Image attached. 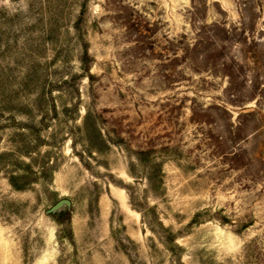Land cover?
Instances as JSON below:
<instances>
[{"label":"rangeland","instance_id":"374dc122","mask_svg":"<svg viewBox=\"0 0 264 264\" xmlns=\"http://www.w3.org/2000/svg\"><path fill=\"white\" fill-rule=\"evenodd\" d=\"M0 153V264H264V0H0Z\"/></svg>","mask_w":264,"mask_h":264},{"label":"trees","instance_id":"16d2710c","mask_svg":"<svg viewBox=\"0 0 264 264\" xmlns=\"http://www.w3.org/2000/svg\"><path fill=\"white\" fill-rule=\"evenodd\" d=\"M82 16H83V11H82V14H81V16L79 18V22L75 25V27H76V30L78 31L80 39L82 40L83 52H82L81 60L83 62L84 72L81 75H85L87 70L89 69V66L91 64L92 58H91V55H90L89 50H88V44L84 40V37H83V31H82V26H81ZM181 103L177 104V106H175V108L182 109L183 106L181 105ZM71 107L72 108H66L65 110L66 111H70L71 110L73 112V115L71 116V119H75L76 115H78V113H77L78 112V103L74 102V104H72ZM190 109H191L190 120H191V122H194L197 125H203V124L209 123V120L212 118L211 116H213L208 109L202 107V105H200L199 103H196L195 99H192V103H191ZM222 110H223V112L225 114L228 115L227 116V120L230 121L231 120L230 112L227 110L226 107L222 108ZM17 124H19V125H27L25 123H17ZM228 128H229L230 136L233 139L236 138V134L242 129V127L240 125H236L235 126L232 123L229 124ZM166 147L169 148V146H166ZM152 152H153V149L151 147L149 148V150H138V159L140 161L146 160L145 156L151 154ZM2 154H4V153H2ZM2 154L0 153V155H2ZM142 155H144V156H142ZM24 167H25V169H27V168L30 169V165H28V164H25ZM43 169H45V168H43ZM53 169H54V167H52V166L49 167V168H46V170H48V172L44 171V173H46L45 175H47L48 177H51L52 173H53ZM153 169L155 171V174L160 176L161 170H162V162H155ZM17 178H18L17 176H13L12 175V176H9L8 179H9L10 183L15 188L22 189L24 186L23 185L19 186L16 183V179ZM151 179H153V176H152ZM68 214H69L68 210H61L60 212L55 213L53 215L56 216V217H60L61 218L62 216L64 217V216H66Z\"/></svg>","mask_w":264,"mask_h":264},{"label":"water","instance_id":"95a60500","mask_svg":"<svg viewBox=\"0 0 264 264\" xmlns=\"http://www.w3.org/2000/svg\"><path fill=\"white\" fill-rule=\"evenodd\" d=\"M71 200L68 198H61L55 204H53L48 210L47 213L55 214L61 210L67 209L71 206Z\"/></svg>","mask_w":264,"mask_h":264}]
</instances>
